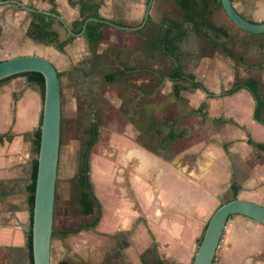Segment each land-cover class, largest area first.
<instances>
[{
    "label": "crops",
    "instance_id": "obj_1",
    "mask_svg": "<svg viewBox=\"0 0 264 264\" xmlns=\"http://www.w3.org/2000/svg\"><path fill=\"white\" fill-rule=\"evenodd\" d=\"M18 1L41 11L51 12L53 7L49 0ZM96 1L100 4L102 19L125 27H137L144 20L150 0ZM232 1L246 19L264 22V0H249L258 6L254 17L243 14L235 0ZM55 2L58 14L70 26L80 18L79 6L71 5L68 0ZM161 3L172 6L171 0H154L148 22L157 21L154 13L159 14L156 6L158 8ZM5 4H0V61L10 51L13 57L39 55L56 67L60 79L66 70H76V77L86 76L81 69H90L95 60L119 66L118 70L105 75L107 81H114L115 74L126 75L142 67L129 59V55L140 53L141 48L133 49L130 41L139 36L141 30L129 34L124 29L104 24L100 29L103 38L93 43L86 35L71 38L66 28L54 19L52 28L59 34V39L70 38L61 51L56 42L38 41L26 35L32 21L31 12L16 8L10 2ZM240 31L252 40L263 37ZM23 41L27 48L17 51ZM257 43L251 48L253 53L260 55L251 63L254 74L225 87H220L221 78L217 77L212 81L217 89L208 88V83L199 80L209 93L200 89L203 94L197 113L203 120L198 144H192L190 140L177 141L189 134L190 129L182 124L178 133L174 132L177 123L174 119L169 124L171 130L157 143L156 149L142 143L140 130L127 119V123L120 126V139L113 141L115 157L101 158L103 164L97 162L98 157L92 161L90 157V178L104 212L98 231L118 237L120 241L126 238L123 253L128 264H192L214 212L223 203L235 199L233 184L239 187L236 198L264 205V152L249 143V138L264 143V43ZM125 62L128 66L121 65ZM216 73L220 75L218 68ZM169 80L172 81L170 77ZM248 80L257 82L260 100L246 88L220 97V93L235 82ZM182 81L189 82L193 88L190 81ZM172 82L173 93L178 97L185 86L180 85L181 81ZM135 83L140 81L135 79ZM177 86L181 88L179 93L175 92ZM129 94L133 95L131 88ZM135 98L138 101L141 94H136ZM43 100L40 86L26 75L0 83V254L7 264L20 261L31 264L27 247L31 227L28 187L33 160L37 158L34 141L42 118ZM141 101L136 108L138 119L143 113ZM179 144L182 147L175 149ZM96 166H100L98 176L95 175ZM101 184L112 192L108 208L100 198ZM215 264H264V225L242 215L231 217Z\"/></svg>",
    "mask_w": 264,
    "mask_h": 264
},
{
    "label": "rangeland",
    "instance_id": "obj_2",
    "mask_svg": "<svg viewBox=\"0 0 264 264\" xmlns=\"http://www.w3.org/2000/svg\"><path fill=\"white\" fill-rule=\"evenodd\" d=\"M171 2L172 6L164 3L158 8L156 6V12L159 14L154 13V16L157 21H147V26L140 29L141 34L131 38L130 46L141 50L137 55L134 51L130 52L134 54L132 57L129 55L130 62L136 61L142 67L126 75L115 74L114 81H107L105 75L118 70L119 66L95 60L90 69H81L83 73H87L86 76L76 77V70H66L60 79L62 130L54 218L56 233L52 238L51 264H59L62 260H67L71 264H128L123 253L127 245L126 238H121L120 241L118 237H110L98 231L103 220V211L98 225L94 228H86L67 237L57 233L75 229L80 225H89L96 218L95 214L86 216L82 213L78 203L80 187L77 183V174L82 164L81 154L85 151V143L90 138L88 131L92 123L98 124L99 141L93 148L91 161L98 157L99 164H103L104 157H115L113 141L120 139V126L125 125L127 119L138 127L142 143L145 145L155 148L156 145L159 146L157 143L168 135L171 130L169 124L174 119L177 120L174 132L178 133L177 130L178 128L180 130L182 124H186L188 130L190 129L189 134L181 136L177 141L190 140L192 144H198L203 119L197 113V108L201 105L203 91L191 88L189 82L181 81L180 85L185 88L178 97L174 95V83L169 80L173 60L178 58L184 71L194 73L198 80L206 85L208 83V88L217 89V85L212 84L217 77L221 78L220 87H225L236 80H244L255 72L251 63L254 59L260 58V55L253 53L251 48L257 42L264 43V36L252 40L242 35L240 29L228 18L217 2L211 6L213 11L211 20L231 33L228 37L216 38L214 33L205 30V36L199 35L191 24L184 23L183 11L173 0ZM235 3L243 14L250 17L257 15L258 6L253 2L235 0ZM165 20L181 22L184 24L183 28L188 31L187 37L176 43L178 50L173 58L164 54L161 45L154 41L163 36L166 29ZM124 30L129 34L132 32ZM25 45L26 41H23L17 51L27 48ZM225 50L230 51L234 58ZM12 55L13 52L10 51L2 58L5 60L13 57ZM125 64L128 66L129 63L121 65ZM217 68L220 70L218 76ZM135 79L140 83L136 84ZM130 88L133 95L129 94ZM136 94H141L138 101H135ZM141 99L143 113L141 112L142 117L138 119L136 108ZM204 109L201 112H204ZM181 144L175 149L182 147ZM99 168L100 166H96L94 169L97 176L100 175ZM100 191L101 201L108 208L112 192L108 186L105 189L104 184H101ZM0 264H7L3 254H0ZM16 264L24 263L20 261Z\"/></svg>",
    "mask_w": 264,
    "mask_h": 264
},
{
    "label": "water",
    "instance_id": "obj_3",
    "mask_svg": "<svg viewBox=\"0 0 264 264\" xmlns=\"http://www.w3.org/2000/svg\"><path fill=\"white\" fill-rule=\"evenodd\" d=\"M154 0L147 5L145 17L137 27H125L112 21L95 17L88 18L80 33L73 32L71 26L59 15L41 11L23 4L18 0L0 1V4L13 3L31 13L41 12L58 20L71 37H84L90 22H99L119 29L138 31L150 18ZM228 18L240 29L252 34H264V22H253L242 16L232 0H221ZM25 72H39L45 78L42 121L40 125L41 141L37 155L38 171L36 179L33 209V264H51V248L54 233L57 176L62 130V93L58 70L46 58L39 55H20L0 61V81ZM242 215L264 225V205L255 202L233 199L223 203L211 217L192 264H213L217 250L231 217Z\"/></svg>",
    "mask_w": 264,
    "mask_h": 264
},
{
    "label": "trees",
    "instance_id": "obj_4",
    "mask_svg": "<svg viewBox=\"0 0 264 264\" xmlns=\"http://www.w3.org/2000/svg\"><path fill=\"white\" fill-rule=\"evenodd\" d=\"M5 1V0H0ZM53 7L51 9L52 13L58 14L56 9V0H49ZM69 3L73 6H79L80 10V18L74 21L71 24V28L73 32L78 34L81 32L84 22L90 18L95 17L102 19L99 14L100 4L96 0H68ZM179 8L183 11L184 23L187 22L192 25L193 30L197 34H201L205 36L204 31H211L214 33L216 38H220L222 36L228 37L229 34L227 30L222 27L216 25L212 20V9L211 6L213 3L217 2L221 7L222 3L221 0H173ZM223 8V7H222ZM54 18L47 14L41 12L32 13V21L29 25L27 30V36L33 38L38 41H46V42H56L58 45L59 50L63 51L65 45L69 42L70 38L64 41L59 39V34L55 31L53 27ZM183 23L177 22L174 20H165V32L160 39H153L154 41L158 42L163 48L164 53L173 58L175 56L176 51L178 50L176 43L183 40L187 37L188 32L186 29L183 28ZM103 23L99 22H90L86 29V38L93 43H97L99 40L103 38V34L101 33L100 29L103 27ZM263 35L264 34H260ZM73 38V37H71ZM216 45V44H215ZM229 56L233 57V54L225 50ZM121 74V73H119ZM18 75H26L31 81L36 82L40 88L41 92L44 97L45 93V78L43 74L39 72H25ZM15 75V76H18ZM13 76V77H15ZM61 74L59 73V77ZM114 77V76H113ZM170 79L174 82H179L182 80H188L191 82L192 87L194 89H202L207 91L206 87L202 82L196 79V76L192 73H185L181 63L179 62L178 58H175L172 63L171 73L169 75ZM12 78V77H10ZM10 78H6L0 83ZM241 88L248 89L256 99L260 100V96L257 90V82L255 80H248L247 82H235L231 88L224 90L220 93V97L226 95H232L237 92ZM181 88L177 86L175 92L179 93ZM208 92V91H207ZM209 93V92H208ZM212 97H216V94H211ZM42 121V118H41ZM264 122V121H263ZM41 125V122H40ZM90 138L85 143V151L81 154L82 164L79 168V172L77 174V183L80 187V194L78 203L81 208V211L84 215H96L95 220L87 225H80L79 227L69 230V231H61L57 232L62 237H67L69 235L77 234L83 229L86 228H94L98 225L101 216H102V205L100 200L95 194L93 183L90 178V157L91 152L94 146L99 141V131H98V124L92 123L89 131H88ZM40 141H41V130L40 128L35 132V141H34V149L36 154L38 155L40 149ZM249 143L255 145L259 149L264 152V143H257L251 138H249ZM37 171H38V159L35 158L33 160L32 166V178L31 183L28 187L29 192V204L31 210V227L28 232L27 236V247L29 253V259L31 264H33V238H32V224H33V209H34V200H35V190H36V179H37ZM233 193L234 198L236 199L239 191V187L236 184H233ZM56 231L54 230L55 234ZM59 264H71L67 260H62Z\"/></svg>",
    "mask_w": 264,
    "mask_h": 264
},
{
    "label": "built area",
    "instance_id": "obj_5",
    "mask_svg": "<svg viewBox=\"0 0 264 264\" xmlns=\"http://www.w3.org/2000/svg\"><path fill=\"white\" fill-rule=\"evenodd\" d=\"M215 260H216V259H215ZM213 264H215V262H214Z\"/></svg>",
    "mask_w": 264,
    "mask_h": 264
}]
</instances>
